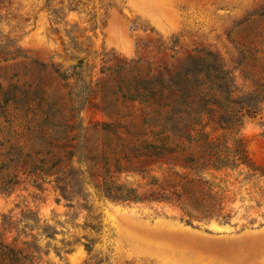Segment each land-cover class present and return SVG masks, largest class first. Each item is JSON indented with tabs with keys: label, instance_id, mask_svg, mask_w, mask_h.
Wrapping results in <instances>:
<instances>
[{
	"label": "rangeland",
	"instance_id": "374dc122",
	"mask_svg": "<svg viewBox=\"0 0 264 264\" xmlns=\"http://www.w3.org/2000/svg\"><path fill=\"white\" fill-rule=\"evenodd\" d=\"M223 135L264 168V0H0L16 264H264V178L216 172Z\"/></svg>",
	"mask_w": 264,
	"mask_h": 264
},
{
	"label": "trees",
	"instance_id": "16d2710c",
	"mask_svg": "<svg viewBox=\"0 0 264 264\" xmlns=\"http://www.w3.org/2000/svg\"><path fill=\"white\" fill-rule=\"evenodd\" d=\"M220 129L225 130L224 128ZM221 137L223 141L217 140L216 146L210 145V154L216 156V172L230 171L237 173L238 176H244V179L255 176L264 178V168L257 166L252 161L245 145L240 139L232 137L230 143H228L225 135ZM218 217L227 221L229 216L218 214ZM14 256L15 253L13 250L0 244V264H16L18 260Z\"/></svg>",
	"mask_w": 264,
	"mask_h": 264
}]
</instances>
